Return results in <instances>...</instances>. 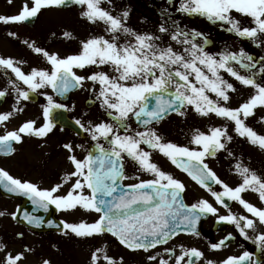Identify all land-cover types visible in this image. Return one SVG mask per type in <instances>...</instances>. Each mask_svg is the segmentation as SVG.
<instances>
[{"label":"snow or ice","instance_id":"1","mask_svg":"<svg viewBox=\"0 0 264 264\" xmlns=\"http://www.w3.org/2000/svg\"><path fill=\"white\" fill-rule=\"evenodd\" d=\"M173 2L168 0L169 6ZM71 5L80 7L81 18L102 26L104 34L81 40L79 50L65 56L49 52L35 41L23 40L33 53L44 58L48 67H31L26 71V61L0 56V70L10 71L14 76L8 83L15 92L13 109L0 113V125L6 127L14 113L24 110L20 107L22 102L32 99L34 94L46 99L42 105L43 122L37 126L36 120H26L17 129L6 130L0 135V154L15 153L14 143H23L25 136L45 138L54 130L56 110L68 106L58 102L47 89L57 97H64L91 82L90 90L96 93L100 107L110 120L89 121L87 126L80 119L75 120L95 142V150L89 149L83 158H79L76 150L84 149V145L63 144L72 170L67 171L60 182L41 187L0 167V187L8 193L28 198L36 210L45 213L54 206L58 211L82 209L98 215L92 222L62 220L56 224L53 220L45 221L41 215L24 211L23 220L36 228L45 222L57 228L62 226L65 236L84 240L111 234L126 249L148 253L149 264H170L172 248L164 249L169 254L168 259L161 257L158 251L152 254L151 250L168 244L180 233L199 235L197 226L201 218L212 214L216 215L217 223L233 225L241 237L253 239L259 252L264 254V231H257L258 227L264 226V207L255 206L243 195L252 191L264 202V175L244 164L229 149L228 145L233 141L229 125L210 126L207 132L196 128L188 145L166 140L155 127L170 113L183 116L191 108L201 117L216 116L231 122L232 132L264 150V134L246 123L247 118L255 114V109L264 107V57L257 59L244 48L231 50L227 45L219 51H209L213 42L208 36L173 19L168 7L162 9V16L167 20L160 24L158 33L167 34L175 45L165 42L160 34L140 32L131 27L128 24L130 11L127 8L117 11L113 0H24L17 14L0 15V23H27L37 18L42 10ZM175 11L226 26L229 33L257 46L264 42L261 41L264 0H179ZM234 14H239L240 18ZM242 18H250V23H243ZM8 36L16 37L17 33L8 32ZM63 36L73 38L68 31L63 32ZM105 68L109 70L105 71ZM77 70H85V74H78ZM233 79L254 90L237 107L230 104L231 94L238 92ZM7 94V90H0V98ZM132 119L138 128L131 126L129 121ZM261 120L264 121V117ZM153 152H159L187 173L210 193L216 204L227 209L228 214H219L220 209L208 199L186 203L183 195L186 185L154 162ZM220 152H227L236 159L235 172L241 177L237 186H230L206 163L207 158L216 157ZM126 161L133 163L139 172L150 173L152 178L136 177L138 182L122 184L121 181L128 178ZM213 185L220 186L221 190H214ZM229 202L238 203L250 216L234 212ZM3 215L0 212V216ZM11 216L17 219V212ZM250 230L256 234L251 235ZM18 235L22 237L23 233ZM232 239L234 237L229 233L210 247L219 250ZM6 247L0 245V252ZM180 247L181 254L175 256V264H197L204 258L203 251L196 247ZM25 258L24 251L14 255L7 252L3 264H21ZM90 259L91 264H124L123 257L117 260L108 255L106 244L96 247ZM42 264L51 262L44 259ZM206 264L216 262L209 259ZM220 264H264V259L245 250L241 255L227 256Z\"/></svg>","mask_w":264,"mask_h":264},{"label":"flooded vegetation","instance_id":"2","mask_svg":"<svg viewBox=\"0 0 264 264\" xmlns=\"http://www.w3.org/2000/svg\"><path fill=\"white\" fill-rule=\"evenodd\" d=\"M133 8L127 7L130 11L128 24L140 32H152L158 33L160 24L166 22L167 17L162 16V9L168 7L169 12L173 19L183 23V19L179 16V12L175 9L178 6H167L165 0H135ZM14 7V4L7 5V7ZM116 10L120 11L122 5H117ZM80 11L79 6H72ZM10 8V9H11ZM124 8V9H125ZM8 9V10H10ZM60 12L58 17L64 19L66 9L56 8ZM51 8L42 10L37 18H34L31 27H27L24 24H5L0 23V43L4 44L2 50H0V56H11L15 58L14 51L19 47H22L23 58L22 61H26L24 69L27 71L32 67V59L34 55H38L32 52L26 45L22 43L23 40L27 39L30 42L35 41L38 46H42L49 52H57L61 56L72 54L79 50L80 41L88 38L90 35L104 34L102 26L88 24L83 25V28L78 29V33H84L83 36L74 35L73 38H65L63 32L66 28H56L52 25V14ZM1 15H4L3 13ZM6 15H14V13H7ZM78 17H80L78 12ZM239 17V14H234ZM187 16V15H186ZM188 17V16H187ZM195 17V16H194ZM194 17H188L194 19ZM81 18V23H82ZM243 23L249 24L250 18H242ZM80 23V22H79ZM81 23L79 25H81ZM89 25V26H88ZM22 27L23 31L20 36L17 34L16 37L8 36V32L17 31L15 27ZM222 29V27H221ZM9 30V31H8ZM75 30V29H74ZM75 30V32H76ZM74 32V33H75ZM55 33V35H53ZM222 41L216 45V50L219 51L227 45L231 50H239L244 48L255 58L259 59L264 57V42L259 43V46L254 44L250 40L239 38L236 35L229 33L226 30V26L222 30ZM165 40L164 34H160ZM261 41H264V36L261 37ZM166 42V40H165ZM213 42V41H212ZM175 43V42H173ZM213 46V43L209 46L208 50ZM6 51V52H5ZM214 51V50H213ZM214 51V52H215ZM40 60L43 63V67H48L44 58L39 55ZM96 69H89L92 71ZM108 71V68L104 69ZM78 74L84 75L85 70H77ZM0 75L5 76L7 81L9 78H13L10 71L5 73L0 70ZM7 75H10L7 76ZM236 84L238 92L232 93V99L230 104L232 107L239 106L240 103L247 100L250 95L253 94L254 90L251 87H245L239 84L238 81L233 79L232 81ZM91 82L85 83L83 88H78L70 91L64 97H57L52 93L51 89H47L49 94H52L54 98L63 104H66L67 109H60L65 117L69 120L72 126L59 125L56 123L54 130L49 133L45 138L27 137L25 136L23 143L15 144L14 147L17 149L15 153L11 155L0 154V167L9 171L13 176L28 179L35 183H38L41 187H51L55 183L60 182L61 177L67 172L72 170V165L67 160L68 152L62 145L65 143L72 142L74 144L84 145V149H77L76 154L79 158H83L87 154V150L91 149V146L95 145V142L91 141L88 133L84 132L76 123L75 120L80 119L85 126L88 122L98 123L103 120H110L105 114L104 109L100 107V101L96 99V93L91 91ZM98 91L99 86H96ZM9 91H7L8 93ZM9 94L6 95V97ZM35 101L31 100L24 101L25 106L33 108L34 105H39L38 114L34 111H26L14 113L10 118V121L6 122L5 125H0V135H3L6 130H15L20 126V117L24 116H38V119L30 118L28 120H36L37 126L39 119L42 120V105L46 103L45 97L34 94ZM15 100L4 99L0 102V113L11 111ZM7 105V107H4ZM22 114V115H21ZM264 117V107H258L255 109V114L247 118L246 123L253 127L257 132L264 134V121L261 120ZM129 123L133 128H138L134 119L130 120ZM229 125V132L238 141V152L240 159L243 160L244 164L248 165L251 169L257 171V173L264 175V163L260 162V158L264 150H261L258 146L250 144L245 138L237 136L232 132L231 122L222 120L219 117L212 116L211 118L201 117L196 114L191 108L187 109L185 115H179L175 112L170 113L165 119L155 125L158 133L162 135L166 140L175 142L179 145H188L192 132L194 129L199 128L201 131L207 132L210 126H222L224 124ZM142 130V129H141ZM195 147V146H193ZM95 150V149H93ZM217 157V155H216ZM216 157H209L206 159V163L217 173V175L227 182L230 186H237L241 183V177L235 172L234 163H214ZM152 159L158 163L165 171L170 172L174 177L180 179L185 185L186 189L184 192V200L186 203L191 204L197 200L203 198L208 199L214 206L220 209L219 214L226 215L228 210L222 206L216 204L214 198L204 188L198 185L195 181L183 172L181 169L173 165L166 157L159 152L152 153ZM125 174L127 179L121 181L122 184L127 185L136 183L139 179H151L150 173L139 172L136 166L130 161H126ZM214 190H221L220 186L213 185ZM2 187L0 188V212L4 215L0 216V245H6L4 251L0 252V264H3L5 253L11 252L13 255L17 252L24 251L25 259L21 264H42L44 259H47L51 264H91V253L99 247L100 238L106 237L107 248L111 249L112 257L116 258L119 252H122L125 257L127 264H149L147 261L148 253L143 251L132 252L122 247L111 234H105L103 236H97L94 239H80L75 236H65L60 229H49V230H36L27 227L20 223L17 219H13L11 213L17 212L20 200L17 196H11L6 194ZM65 191L67 186H65ZM244 198L251 203L259 201L257 193L248 191L243 194ZM234 212L249 215L241 205L235 202H229ZM98 214L87 213L84 210H71V211H58L55 210L53 216L59 221L67 222H80L81 220L92 222L97 218ZM199 235H192L187 233H180L178 236L173 237L168 244L159 245L156 249L151 250L152 254L160 252L161 257L168 259L169 254L164 252L165 248H172V260L170 264H175V256L181 254V245L184 248L196 247L203 251L204 258L197 261V264H206L207 260H213L216 264L230 255H241L245 250L251 251L254 255H258L261 259H264V254L260 253L253 239H244L241 237L237 229L230 224L225 222L217 223L216 215L208 214L201 218V222L197 228ZM18 233H23V236H19ZM229 233L232 234L234 239L226 242V246L219 250L211 249V243H218L221 239L226 237ZM251 235H255L250 231ZM104 244L102 243L101 246ZM114 246V248H113ZM26 249H31L27 251ZM118 253V254H117Z\"/></svg>","mask_w":264,"mask_h":264},{"label":"rangeland","instance_id":"3","mask_svg":"<svg viewBox=\"0 0 264 264\" xmlns=\"http://www.w3.org/2000/svg\"><path fill=\"white\" fill-rule=\"evenodd\" d=\"M24 0H11V2H9V0H0V14L2 13H5L4 15H6L7 13H15L17 14L19 12V10L21 9L22 7V4H23ZM114 4H117V5H122L121 6V9H124L125 8V5L129 4V6L127 7L128 9L133 8L132 5H135V0H113ZM167 3V5L169 6L168 4V0H165V4ZM14 4V7H7V5H12ZM179 4V0H174V2L171 4V6H178ZM170 6V7H171ZM11 8V9H10ZM10 9V10H8ZM51 14H52V25L53 27H56V28H66V31L72 33V36L76 35H80V36H83L85 35L84 33H78V29L76 30V28H85L83 27V25H79L76 23L75 20H73L72 18V15L75 17V18H78V12L80 11H76V9H72V10H69L68 15H64V19L62 21V19H60L58 17V14H60V12L58 10H54V9H51ZM179 16L182 17L183 19V23L182 25H187L189 28H195L199 31H202L204 32L212 41H213V46L209 49V51H215L216 50V45L220 44L221 41H222V30H223V27L221 29V26L219 25H216V24H212L211 22L209 21H205L204 19L205 18H201V17H196L194 19H189L186 14H181L179 13ZM81 19V18H79ZM248 19V18H247ZM82 21L86 22L87 21L85 19H82ZM5 26H10V25H5ZM89 26V25H88ZM22 28V27H21ZM20 27L16 26L15 29L17 31H15V33L19 34V36L21 34H23L21 31ZM76 32H75V30ZM9 31V30H8ZM75 32V33H74ZM88 35H91L90 33H88ZM165 36V40L166 42H170L172 43L173 45H175V43H173L174 41H170L169 40V36L167 34H164ZM4 47V44L0 43V50H2ZM6 52V51H5ZM14 54H15V58L18 59V60H22L23 58V54H22V47H19L18 49H16L14 51ZM32 67H43V63L42 61L40 60V57L39 55H34L33 59H32ZM31 68V67H30ZM0 90H7L9 91L8 92V96L6 97V99H11V100H15L14 97H15V92L11 89V86L9 85L7 79L5 76H1L0 75ZM4 107H7V105H4ZM20 107H23L24 110L26 111H34V110H38V107L39 105H34L33 108H28L25 106V103H22L20 105ZM36 112V111H34ZM37 115H40V113L38 114V111L35 113ZM35 114L33 116H23L22 114V117H20V122L22 123L24 120L26 119H30L31 117L34 118V119H38V116L35 117ZM42 121L39 119L38 121V124H41ZM238 139L237 138H234L232 143L228 145L229 149H231V151L235 154V157L236 158H239L240 159V156H239V150H238ZM260 162L261 163H264V152L262 153L261 155V158H260ZM214 163H231V164H235L236 163V159H234L233 157L229 156L227 152H220L217 154V157L215 158L214 160ZM255 206H258V207H264V202H261L260 200L257 201V202H254L253 203ZM251 231V230H250ZM257 231H264V226H260L258 227ZM253 234H256V233H253ZM106 241H107V238L106 237H101L100 238V244H99V247H102L101 244L103 243L104 245L106 244ZM103 245V246H104ZM114 248V246H113ZM108 249V248H107ZM111 249L109 248L108 249V255H111ZM118 254V253H117ZM119 258L120 257H123L124 258V264H127V262L125 261V257H124V254L122 252H119L118 254Z\"/></svg>","mask_w":264,"mask_h":264},{"label":"water","instance_id":"4","mask_svg":"<svg viewBox=\"0 0 264 264\" xmlns=\"http://www.w3.org/2000/svg\"><path fill=\"white\" fill-rule=\"evenodd\" d=\"M31 22H32V20H31L30 22H27L26 24L30 25ZM1 99H2V98H0V100H1ZM63 121H64V120H61V118L57 117V122H59V123H61V124H64ZM23 206H24L23 211H29V212L32 211V210H29L30 208L28 207V206H29V205H28V202H24ZM34 212H36V211H34ZM51 212H52V211H51Z\"/></svg>","mask_w":264,"mask_h":264}]
</instances>
